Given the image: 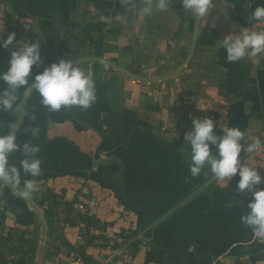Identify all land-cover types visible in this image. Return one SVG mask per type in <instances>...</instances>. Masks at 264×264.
<instances>
[{
    "label": "crops",
    "instance_id": "0c3cea01",
    "mask_svg": "<svg viewBox=\"0 0 264 264\" xmlns=\"http://www.w3.org/2000/svg\"><path fill=\"white\" fill-rule=\"evenodd\" d=\"M213 2L199 19L179 0L143 18L144 0H0V41L14 32L40 45L30 80L70 59L97 95L87 110L49 112L24 87L15 111L0 112V133L14 121L16 142L38 145L41 161L39 177L21 174L37 181L31 198L0 183V264H101L119 248L113 264H264V240L240 223L251 197L237 193L238 177L221 186L209 170L189 171L192 118L239 127L245 146L264 141V53L228 62L220 47L232 25L264 31L250 20L264 0ZM11 51L0 48V72ZM123 122L130 131L117 141ZM242 155L264 168V150Z\"/></svg>",
    "mask_w": 264,
    "mask_h": 264
},
{
    "label": "clouds",
    "instance_id": "9594fccd",
    "mask_svg": "<svg viewBox=\"0 0 264 264\" xmlns=\"http://www.w3.org/2000/svg\"><path fill=\"white\" fill-rule=\"evenodd\" d=\"M178 0H144L138 16H151L154 11L166 12ZM186 10H190L197 18H208L215 7L213 0H179ZM225 19L227 13H221ZM250 20H264V6L256 7L250 12ZM224 35L220 47L226 52L228 62H237L245 57H256L264 53V31H253L244 28L236 31V25ZM12 47L7 62V68L0 72V81L6 87L0 90V112H14L18 99L17 92L24 87L33 89L40 98V103L49 112L62 108L79 107L82 110L90 108L97 100L95 83L92 73L75 66L70 59H60L45 67L34 79H29L33 66L41 61L38 42L16 41L15 33L10 32L0 41V48ZM34 119V117H33ZM7 133H0V183L16 189L24 198L38 191L35 179L22 181L21 174L33 178L41 175V161L36 157L39 146L27 142L22 145L17 141V124L13 121L8 125ZM215 124L211 118H192L191 128L183 139L190 148V174L195 177L206 166L215 181L221 186H227L233 178L236 181V191L244 196L250 195L247 211L240 216V223L248 228L254 237L264 240V168L246 162L245 156L260 153L264 150V141L259 137L252 139L245 146L242 141L246 134L239 127H224L222 134L214 131ZM36 135L38 128H32ZM214 146L215 151L212 150ZM20 152L19 165L10 163V155ZM254 158V157H253ZM22 185V186H21Z\"/></svg>",
    "mask_w": 264,
    "mask_h": 264
},
{
    "label": "built area",
    "instance_id": "2783aa9c",
    "mask_svg": "<svg viewBox=\"0 0 264 264\" xmlns=\"http://www.w3.org/2000/svg\"><path fill=\"white\" fill-rule=\"evenodd\" d=\"M135 239L139 240L142 244L146 243V239L143 235L142 231H139L135 237ZM125 245V244H124ZM121 255V249H116L109 257H107L101 264H113V261L116 258H119Z\"/></svg>",
    "mask_w": 264,
    "mask_h": 264
},
{
    "label": "water",
    "instance_id": "95a60500",
    "mask_svg": "<svg viewBox=\"0 0 264 264\" xmlns=\"http://www.w3.org/2000/svg\"><path fill=\"white\" fill-rule=\"evenodd\" d=\"M131 124L128 122H123L119 124L120 133H119V139L117 141H121L127 138L129 131H130ZM151 222V217L147 215V222L142 226V228H145L148 224Z\"/></svg>",
    "mask_w": 264,
    "mask_h": 264
},
{
    "label": "trees",
    "instance_id": "16d2710c",
    "mask_svg": "<svg viewBox=\"0 0 264 264\" xmlns=\"http://www.w3.org/2000/svg\"><path fill=\"white\" fill-rule=\"evenodd\" d=\"M93 29H95V27L87 26V32H88V31H91V30H93ZM214 131L216 132L217 135L222 134V132H219V131H216V130H214ZM212 150L215 151L214 146H213ZM188 151L190 152V148H189V146H188ZM207 170H209V169L207 168V166H206L204 169H202V171H207ZM208 172L210 173V170H209ZM210 174H211V173H210ZM29 252H30V249H28V253H29ZM28 255H29V254H28ZM29 257H30V256H29ZM28 259H29L28 257H27L26 260H25V259L18 258L16 261L13 262V264H28V263H29V262L27 261ZM3 264H5V263H3Z\"/></svg>",
    "mask_w": 264,
    "mask_h": 264
},
{
    "label": "rangeland",
    "instance_id": "374dc122",
    "mask_svg": "<svg viewBox=\"0 0 264 264\" xmlns=\"http://www.w3.org/2000/svg\"><path fill=\"white\" fill-rule=\"evenodd\" d=\"M186 147L188 148V145H187V144H186V146H185V149H186ZM187 150H188V149H186V152H187Z\"/></svg>",
    "mask_w": 264,
    "mask_h": 264
}]
</instances>
